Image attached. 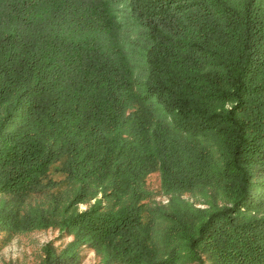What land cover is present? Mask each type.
Segmentation results:
<instances>
[{"label": "trees", "instance_id": "16d2710c", "mask_svg": "<svg viewBox=\"0 0 264 264\" xmlns=\"http://www.w3.org/2000/svg\"><path fill=\"white\" fill-rule=\"evenodd\" d=\"M0 193L39 264H264V0H0Z\"/></svg>", "mask_w": 264, "mask_h": 264}, {"label": "rangeland", "instance_id": "374dc122", "mask_svg": "<svg viewBox=\"0 0 264 264\" xmlns=\"http://www.w3.org/2000/svg\"><path fill=\"white\" fill-rule=\"evenodd\" d=\"M49 178L57 181L53 187L42 188L41 190L25 194L20 200V210L28 205H37L44 208L52 204L53 198L61 201L63 205L67 201V197L71 195V188L64 176L57 172L53 167L49 172ZM146 184L152 191V200L157 203H166L167 196L160 190V178L157 171H153L146 177ZM54 196V197H53ZM89 198L85 202L76 206L77 210H84L91 205L97 198ZM183 197L197 207H205L203 204L204 197L197 193L187 192ZM11 200L13 196L3 195L0 193V199ZM21 212V211H20ZM72 239L59 230L57 226L50 225L31 230L21 231L0 225V264H39L44 256V248L46 244H51L57 249L63 248ZM80 264H118L115 262H105L101 259V255L89 247H83L82 260ZM182 264H198L196 261H186Z\"/></svg>", "mask_w": 264, "mask_h": 264}]
</instances>
